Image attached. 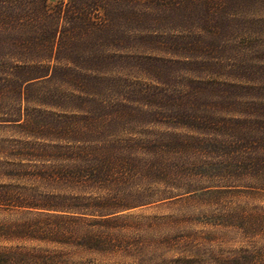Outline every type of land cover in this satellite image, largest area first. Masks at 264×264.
I'll return each instance as SVG.
<instances>
[{
  "label": "trees",
  "instance_id": "16d2710c",
  "mask_svg": "<svg viewBox=\"0 0 264 264\" xmlns=\"http://www.w3.org/2000/svg\"><path fill=\"white\" fill-rule=\"evenodd\" d=\"M263 4L264 0H69L50 7L48 0H0V134L9 130L22 138L15 146L0 145L4 160L0 162L7 169L24 167V161L40 163L48 177L42 179L53 184L60 183V173H74L69 178L77 189L95 195L86 206L89 213H74L77 216L70 219L74 239L79 238L86 217L110 222L120 213L145 205L138 195H113L134 180L161 179L158 195L184 190V185L189 187L187 194L204 196L241 190L264 193V94L254 95L264 91V86L257 87L249 79L254 70L264 69L260 66L264 60L258 52L249 57L244 54V61L230 66V73L217 74L216 67L223 61L211 55L204 36L195 39L182 31L177 37L168 33L170 17L184 24L192 14L206 17L205 24L216 21L208 36H217L220 17H244ZM76 54L81 58L78 62L71 59ZM198 65L201 70L194 71L192 67ZM195 73L206 74L208 81L193 77ZM223 77L238 78L239 83L218 81ZM47 86L57 87L53 90L62 102L65 86L72 88L71 93L67 91L69 102L84 95L87 107L96 112L77 111L82 115L110 111L115 123L142 118L135 123L157 128L160 136L148 145L127 143L125 150L102 146L98 140L76 141L78 131L72 121L77 122L74 110L78 108L69 105L68 115L64 103L49 104ZM31 91L39 95L34 103ZM218 98L225 104L222 115L193 103ZM243 101L250 111L235 112ZM30 103L34 104L32 111H23L22 105ZM45 107L65 113H48L42 110ZM94 124H98L96 119ZM190 155L192 161L186 159ZM10 156L18 160L17 166L9 162ZM67 160L75 163L73 170L63 165ZM196 167L202 172L186 177ZM0 206L16 211L46 205L0 192ZM48 211L61 212L55 207ZM53 236L54 243H59V233ZM5 254L0 251V262ZM24 254L26 260L31 258ZM32 264L70 263L46 256Z\"/></svg>",
  "mask_w": 264,
  "mask_h": 264
},
{
  "label": "rangeland",
  "instance_id": "374dc122",
  "mask_svg": "<svg viewBox=\"0 0 264 264\" xmlns=\"http://www.w3.org/2000/svg\"><path fill=\"white\" fill-rule=\"evenodd\" d=\"M68 1L48 0V3L50 7H54ZM177 18L170 17L169 35L177 37V33L182 31L184 36L195 39L204 36V45L211 55L223 61L221 67H216L217 74L230 73V66H239L244 61L242 57L244 54L249 57L252 52H258L259 57L264 60V4L258 9L248 11L244 17H220L217 36L214 34L208 36L211 24L216 23L214 20L211 24H205L206 17H196L191 14L190 17H185L187 22L182 24L176 21ZM225 20L230 24L225 23ZM157 31L160 33V28H157ZM195 33L196 37L193 36ZM79 54L71 59L78 62L81 60L77 58ZM61 57L67 59L68 56ZM173 59L184 67L181 59L175 57ZM199 59H202V56ZM260 66L264 67V63ZM201 67L202 65H198L192 68L194 71H200ZM193 77L208 81L206 74L195 73ZM249 79L257 87L264 86V69L254 70L249 75ZM226 80L230 83H239V79L235 77L218 79L221 83H227ZM174 84L173 79L171 85ZM53 87L47 86L50 90L47 102L51 105L64 103L62 107L68 112L51 107L42 110L69 115L71 114L69 105L78 108L74 110L78 113L77 122L72 121L75 131H78L74 138L76 141L92 143L98 140L102 146L125 150L127 143L131 146L148 145L152 141H157V137L160 136L157 128H142L139 123H135L137 119L142 118L130 117L115 123L109 116L110 111L102 115H99L100 113L82 115L77 111L84 109L92 113L96 112L94 108L91 110L87 107L88 105L83 101L84 95H80L78 101L69 102L66 100L67 91L71 93L72 88L65 86L66 91L62 88V94H65L62 102ZM73 94L77 97L75 91ZM263 94L264 91L254 93L258 97ZM29 95L33 103L39 97L35 91H31ZM245 102H241L243 105L235 107L234 111L237 113L250 111ZM193 103L199 108L204 107V111H212L219 115L226 111L223 108L225 104H222L219 98L199 99ZM31 105L34 104H23V111L26 109L32 111L34 107ZM227 109L231 110V108ZM95 119L97 125L94 124ZM6 131L5 134H0V145L3 147L18 145L22 138L16 136L13 131L7 133ZM180 132L192 134L189 130ZM128 139L132 140L125 141ZM2 150L0 149V152ZM191 156L186 159L192 161ZM8 159H12L9 162L16 163L17 166L18 160L14 156ZM66 162L63 165L69 168L68 170H73L75 163L72 160ZM22 164L24 167L7 169L0 162V192L9 193L16 199L28 203L34 202L46 206L43 209L20 208L16 211L0 206V251L6 253L5 260L0 264H32L46 256L69 261L70 264H264V193L262 192L241 190L222 196H204L198 193L187 194L190 190L184 185V190H169L168 194L158 195L157 190L162 189L161 179L147 182L134 180L127 186L117 189L113 195H138L145 205L120 213L110 222L86 217V223L80 227L79 238L74 239L71 236L74 227L70 219L77 216L74 213H84V211L85 214L89 213L91 210L86 206L95 195L77 189L76 184H73L74 180L69 178L74 177V173L71 174L69 171L66 174L60 173V183L53 184L49 180L42 179L48 177L44 175L40 163L24 161ZM35 169L38 171H33ZM8 172L9 175L14 176L9 177ZM200 172L202 168L196 167L186 177H196ZM157 183L159 185H156ZM86 199H89L88 203ZM54 207L61 212L48 211ZM50 216H62L65 219H54ZM56 233H59L56 238L59 243H54L53 235ZM24 253L31 255L32 260L31 258L26 260Z\"/></svg>",
  "mask_w": 264,
  "mask_h": 264
}]
</instances>
